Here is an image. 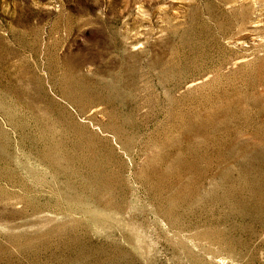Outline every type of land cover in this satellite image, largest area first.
<instances>
[{
    "label": "rangeland",
    "instance_id": "374dc122",
    "mask_svg": "<svg viewBox=\"0 0 264 264\" xmlns=\"http://www.w3.org/2000/svg\"><path fill=\"white\" fill-rule=\"evenodd\" d=\"M0 264H264V0H0Z\"/></svg>",
    "mask_w": 264,
    "mask_h": 264
}]
</instances>
